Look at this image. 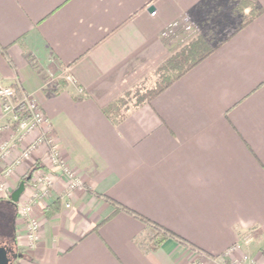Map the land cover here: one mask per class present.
Listing matches in <instances>:
<instances>
[{"label":"crops","instance_id":"crops-1","mask_svg":"<svg viewBox=\"0 0 264 264\" xmlns=\"http://www.w3.org/2000/svg\"><path fill=\"white\" fill-rule=\"evenodd\" d=\"M197 36L208 56L118 124L105 116ZM0 48V86L37 101L62 166L41 144L5 181L8 203L33 171L18 207L51 180L32 207L35 245L16 214L0 238L13 264H264V0H0ZM103 196L202 252L151 250V229Z\"/></svg>","mask_w":264,"mask_h":264},{"label":"built area","instance_id":"built-area-1","mask_svg":"<svg viewBox=\"0 0 264 264\" xmlns=\"http://www.w3.org/2000/svg\"><path fill=\"white\" fill-rule=\"evenodd\" d=\"M67 78L68 81L73 82L71 77ZM0 111L2 118L4 119L3 123L0 125V137L6 135V137L0 142V200H8L9 193L7 191L5 181L15 172L17 167L21 166L26 160H28L31 152L39 145L45 144L48 147L49 156L54 166L58 168H61L62 166L52 139L46 132L42 131V128L46 125L47 120L40 105L35 99L27 97L18 87L0 86ZM35 130H41L39 136L33 142L29 143L28 146L19 153V155L11 159L13 151L17 149L24 136L34 132ZM62 170L70 177L68 185L69 189L79 187V181L65 169L62 168ZM32 172V170L27 172L24 179L29 174L31 179ZM50 189L51 180L49 176L36 177L32 184L31 198L27 203L16 207L17 217L20 218L21 221L25 222L26 237L29 247L34 246L38 239V224L31 216L32 207L41 199L47 198ZM247 259L248 258L244 256L240 262H246ZM212 261L214 264L219 263V260ZM240 262L237 263L241 264ZM193 264L208 263L204 260L198 259Z\"/></svg>","mask_w":264,"mask_h":264},{"label":"trees","instance_id":"trees-1","mask_svg":"<svg viewBox=\"0 0 264 264\" xmlns=\"http://www.w3.org/2000/svg\"><path fill=\"white\" fill-rule=\"evenodd\" d=\"M260 11L261 10H259L258 12ZM213 49L214 48L211 47L209 43L206 42V40L198 36L195 37L175 53L171 54L167 59L161 62L154 69L152 74L157 78V81L154 83L153 87L148 90L143 89V91L141 89L144 88V84L141 83L145 80L139 82L135 86L124 91L121 96L117 97L110 104L105 106L102 109L103 113L113 124H118L127 116L128 111L150 102L154 97L164 91L173 82L178 80L187 71H189L196 64L202 61L206 56H208L213 51ZM0 51L3 55H5V48H0ZM102 198L106 203L111 205L115 209V211H122L131 214L135 218L143 221L151 229L153 233V236L150 240L151 250L157 249L165 240L172 239L183 247L202 252L186 239L171 232L162 225L138 214L137 212L115 201L114 199L108 196H103ZM4 205H6V207L9 209V219L12 220L15 216V206L10 201L8 203H5ZM57 205L58 203L54 204V210L57 209ZM50 215L51 214H47V217H49ZM10 233L12 235V231Z\"/></svg>","mask_w":264,"mask_h":264},{"label":"rangeland","instance_id":"rangeland-1","mask_svg":"<svg viewBox=\"0 0 264 264\" xmlns=\"http://www.w3.org/2000/svg\"><path fill=\"white\" fill-rule=\"evenodd\" d=\"M144 80L145 81L141 83V84H144L143 85L144 88H142L141 90H143V89L148 90V89H150L151 87L154 86V83L157 81V78L151 73V74L147 75V77ZM4 204H5V202L0 201V238L3 239V240H4L5 236L8 233L9 225H10V219H9L10 218V215H9L10 211L6 207V205H4ZM16 211L17 210H16V207H15V214H16ZM20 222H22L25 225L24 221H20ZM24 227H26V226H24ZM223 259L220 258L219 259V263H216V264H224ZM201 260L206 261L208 264H214L213 261H212V258L210 259L206 255H203Z\"/></svg>","mask_w":264,"mask_h":264},{"label":"water","instance_id":"water-1","mask_svg":"<svg viewBox=\"0 0 264 264\" xmlns=\"http://www.w3.org/2000/svg\"><path fill=\"white\" fill-rule=\"evenodd\" d=\"M149 11H153V7H149ZM30 179V174L23 180L18 188L11 194L10 201L17 203L19 201L20 196L22 195L24 189H25V181H28ZM0 264H13L11 259L9 258L7 254V250L4 247H0Z\"/></svg>","mask_w":264,"mask_h":264}]
</instances>
